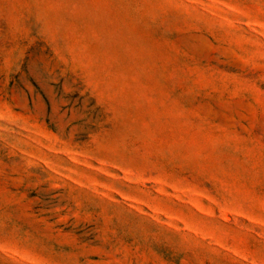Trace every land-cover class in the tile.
I'll use <instances>...</instances> for the list:
<instances>
[{
	"label": "rangeland",
	"instance_id": "rangeland-1",
	"mask_svg": "<svg viewBox=\"0 0 264 264\" xmlns=\"http://www.w3.org/2000/svg\"><path fill=\"white\" fill-rule=\"evenodd\" d=\"M0 264H264V0H0Z\"/></svg>",
	"mask_w": 264,
	"mask_h": 264
}]
</instances>
